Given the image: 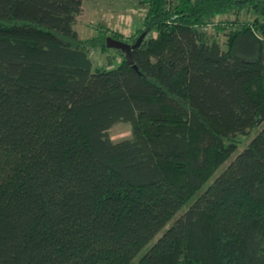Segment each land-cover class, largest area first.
<instances>
[{"label":"trees","instance_id":"trees-1","mask_svg":"<svg viewBox=\"0 0 264 264\" xmlns=\"http://www.w3.org/2000/svg\"><path fill=\"white\" fill-rule=\"evenodd\" d=\"M143 1L133 63L93 69L82 0H0V264H264V125L230 159L264 122V0Z\"/></svg>","mask_w":264,"mask_h":264},{"label":"rangeland","instance_id":"rangeland-1","mask_svg":"<svg viewBox=\"0 0 264 264\" xmlns=\"http://www.w3.org/2000/svg\"><path fill=\"white\" fill-rule=\"evenodd\" d=\"M147 11V6L143 0H82L81 12L77 16L74 29L78 33L80 38L86 39L96 37L98 35H105V37H113V33L118 31L122 34L120 39L126 43H134L133 41L138 37L137 29L142 28L143 19ZM245 21L252 20L253 14L249 11H244L239 16L228 14L219 16L214 19V22L219 20H235ZM207 32L215 37L223 46L226 36L223 32H216L212 26L205 28ZM121 52V51H120ZM119 50L110 48L106 53L100 52L98 47L91 48L89 55L92 60L93 69L96 67L115 68L123 58L120 55ZM111 61V65H108V59ZM264 122L251 131V133L243 137L242 143L238 146V149L234 152L230 159L234 158L250 141V139L261 129ZM109 136L113 141H118L124 138L130 137V125L129 123H117L113 125L109 131ZM230 159L220 165L217 170H213L214 175L208 180L199 191L193 196V198L185 204L182 209L166 224L165 228L170 226L175 218L188 208L190 203L202 193V191L208 186V184L218 175L225 167L230 163ZM164 228V229H165ZM162 231L158 234L160 235ZM157 235V236H158ZM156 236V238H157ZM155 238V239H156ZM154 239V240H155ZM141 251L130 264L134 263L138 256L142 254Z\"/></svg>","mask_w":264,"mask_h":264},{"label":"water","instance_id":"water-1","mask_svg":"<svg viewBox=\"0 0 264 264\" xmlns=\"http://www.w3.org/2000/svg\"><path fill=\"white\" fill-rule=\"evenodd\" d=\"M144 35H145V32H142L137 37L135 42L131 43V44L123 42V41H121L119 39H115L113 37L107 36L105 38V45H106L107 48H112V49L121 51L124 54V57H125L126 61L128 63L132 64L133 63L132 50L137 48L140 45ZM133 67L136 68L135 66H133Z\"/></svg>","mask_w":264,"mask_h":264}]
</instances>
